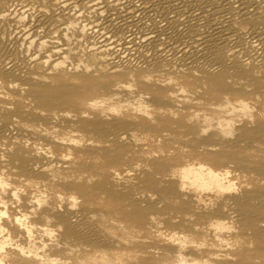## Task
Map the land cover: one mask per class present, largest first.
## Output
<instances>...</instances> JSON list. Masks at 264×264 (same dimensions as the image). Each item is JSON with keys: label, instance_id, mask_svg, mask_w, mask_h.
<instances>
[{"label": "bare ground", "instance_id": "obj_1", "mask_svg": "<svg viewBox=\"0 0 264 264\" xmlns=\"http://www.w3.org/2000/svg\"><path fill=\"white\" fill-rule=\"evenodd\" d=\"M262 73L264 0H0V260L264 264Z\"/></svg>", "mask_w": 264, "mask_h": 264}, {"label": "snow or ice", "instance_id": "obj_2", "mask_svg": "<svg viewBox=\"0 0 264 264\" xmlns=\"http://www.w3.org/2000/svg\"><path fill=\"white\" fill-rule=\"evenodd\" d=\"M59 67V66H58ZM262 80H264V73L261 75ZM212 104L223 106L224 108H232L235 106L236 112H240L244 114V118L247 119L249 114L255 113L257 111V108L254 106L255 101L249 100L247 103H245L243 100H240L239 98H232V97H222L219 100L212 101ZM260 121L261 124L264 125V93L261 94L260 98ZM207 111V117L212 118L214 121L219 118L220 112L217 111ZM205 114L200 113L199 116H193L191 118L192 121H197L201 117H203ZM255 119V118H254ZM206 134V129H205ZM227 135H231V131L228 130L226 132ZM239 183V181H235V178L233 176V173L231 171H221L220 173H217L216 175V182L214 184V187L218 189L220 192L223 193H232L237 190L236 184ZM63 199V197H61ZM78 202L73 199L72 206L75 207ZM19 222V221H18ZM218 230L223 231H232L233 229L229 225L228 227L224 228L223 226H217ZM50 236H54L55 233L49 234ZM17 253H19L18 259L15 261V264H30L29 259L25 256V252L21 251L19 249L16 250ZM26 251V250H25ZM0 264H4V261L0 260ZM86 264H92V262H86ZM108 264H112V262H108Z\"/></svg>", "mask_w": 264, "mask_h": 264}, {"label": "rangeland", "instance_id": "obj_3", "mask_svg": "<svg viewBox=\"0 0 264 264\" xmlns=\"http://www.w3.org/2000/svg\"><path fill=\"white\" fill-rule=\"evenodd\" d=\"M52 189H54L55 191L58 189V188H56V183L55 182H52V183H50V184H47V185H45V184H41V187H40V190H34V189H30V198L31 199H33L34 201H35V196L36 195H39V192H43V193H47V194H49V193H51V190ZM22 190V189H21ZM46 194V195H47ZM15 202V201H14ZM19 211V212H18ZM17 211V213H16V215H17V217L18 218H21V216L22 215H26V217H27V215L29 214V212L31 211V209H21V210H18ZM29 219H30V216H29ZM45 225V224H44ZM49 227H45V228H42L41 226H38V227H36V231L37 230H39V232L40 231H44V230H46V231H50L51 230V228H50V225H48ZM46 240L48 239V236H46L45 234H41ZM19 237V236H18ZM16 240H18L19 242L21 241H23L20 237L19 238H17Z\"/></svg>", "mask_w": 264, "mask_h": 264}]
</instances>
